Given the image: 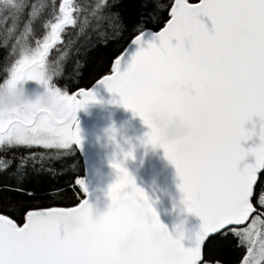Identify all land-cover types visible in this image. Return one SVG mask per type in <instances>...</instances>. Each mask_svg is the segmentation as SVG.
Instances as JSON below:
<instances>
[{"label": "snow or ice", "instance_id": "1", "mask_svg": "<svg viewBox=\"0 0 264 264\" xmlns=\"http://www.w3.org/2000/svg\"><path fill=\"white\" fill-rule=\"evenodd\" d=\"M49 8L52 18L45 21ZM66 25L80 37L75 70L100 67L91 86L74 92L61 83L67 48L50 58ZM0 47V90L15 94L35 85L30 99L0 106V172L8 177L0 181V264H129L115 242L137 206L144 213L137 222L167 233L120 161H113L118 175L107 211L93 215L76 191L87 192L85 180L76 175L65 181L67 205L43 206L44 176L74 169L75 162L65 169L54 162L81 145L76 113L96 99V84L119 93L142 117L149 127L143 143L164 149L181 178L184 205L202 218L189 244L168 235L172 256L161 260L151 251L140 264H229L204 251L210 234L241 250L235 264H264V0H62L58 7L0 0ZM97 49L112 57L108 63ZM158 105L190 119L193 134L183 142L161 141L149 117ZM253 116L261 121V142L245 148L242 141L254 131L245 123ZM71 214L80 215L83 226L66 232L63 218Z\"/></svg>", "mask_w": 264, "mask_h": 264}, {"label": "water", "instance_id": "2", "mask_svg": "<svg viewBox=\"0 0 264 264\" xmlns=\"http://www.w3.org/2000/svg\"><path fill=\"white\" fill-rule=\"evenodd\" d=\"M204 19L211 26V21L207 17ZM94 91L96 99L82 107L78 119L82 137L78 148L85 160L90 185V192L85 198L92 206L93 215H100L110 206L109 186L118 175L113 161H120L136 184L145 190L168 231L174 237H182L186 245L189 244V238L199 230L202 218L195 212H189L184 205V193L178 187L181 178L175 165L166 157L162 147L143 143L149 127L142 117L120 102L119 93L110 92L103 84H96ZM260 123L258 116L245 123L246 128L254 129L253 135L242 141L245 148L261 142ZM127 152H131V155L125 156ZM245 159L250 161L251 154ZM131 215L132 219L119 237L127 235L132 229L145 230V225L137 222L136 213L133 211ZM143 243L147 244L148 241L144 240Z\"/></svg>", "mask_w": 264, "mask_h": 264}, {"label": "trees", "instance_id": "3", "mask_svg": "<svg viewBox=\"0 0 264 264\" xmlns=\"http://www.w3.org/2000/svg\"><path fill=\"white\" fill-rule=\"evenodd\" d=\"M39 3H43L45 5H51L53 2L56 3L57 7L61 0H37ZM80 2V0H71V3L75 4ZM161 3H165L166 0H160ZM166 15V13H165ZM52 18L50 8L46 9V13L44 16V20H48ZM162 26V24L160 25ZM77 32V29L75 26L72 25H66L65 29L62 31L61 36L63 39L57 44L53 46V48L50 50V58H55L59 56L61 52L65 51V48H67V56L65 57L67 61V71L65 78L61 81V83H65L69 85L70 91H76L79 87H89L91 86V83L93 82L94 78L97 77V73L100 71L99 65L92 64L86 67L82 74L75 70V62L78 59V57L75 55V46L78 44L80 37H78L75 33ZM44 30L41 28L39 35H43ZM69 41L72 42V47H69ZM125 42L122 41L121 44L123 45ZM113 46H110L112 48ZM105 50L103 49H97L96 54L98 56L103 55L105 63H108L110 59L112 58L110 55H105ZM4 56L5 51L2 47H0V73H2L5 69V63H4ZM82 108L79 110V114L77 115V120L81 116ZM77 114V113H76ZM42 148H34L33 151H42ZM75 162L74 169L68 168L67 174L58 176L56 178H51L50 176L45 175L44 176V184L42 185L45 189L48 190V195L45 198V202L43 206H64L69 203L66 196L62 195V193L66 192L67 186L65 184V181L69 179L70 176L76 175L79 177H86V166H85V160L83 155L81 154L78 146H76L74 155L73 156H67L61 160L55 161V167L57 169H65L68 165L73 164ZM47 167V165H46ZM8 177L5 173L0 172V181L6 180ZM76 191L79 192V198L84 199L88 192H85L82 188L79 190V188H76ZM72 202H78L73 198ZM204 251L209 255L210 259L212 261H215L216 259H222L229 261V264H235V261L240 258L241 256V250L238 248H235L232 246L231 240H224L221 237H217L215 235L210 236L204 243Z\"/></svg>", "mask_w": 264, "mask_h": 264}, {"label": "clouds", "instance_id": "4", "mask_svg": "<svg viewBox=\"0 0 264 264\" xmlns=\"http://www.w3.org/2000/svg\"><path fill=\"white\" fill-rule=\"evenodd\" d=\"M34 94L26 87L18 89L15 94L0 90V106L22 103ZM44 102H48L47 97L44 98ZM149 117L161 141L183 142L193 134L192 121L182 113L173 114L166 107L158 105L151 109ZM133 211L137 216L144 217L140 206L134 208ZM63 224L66 232H75L83 226V219L78 214H71L63 218ZM144 225L145 230L143 232L132 229L127 235L118 237L115 242L118 251L129 261V264H140V261L151 251H154L161 260L170 258L175 251V246L168 240V235L172 234L168 229L165 233V231L151 224ZM144 240H147L148 243H143Z\"/></svg>", "mask_w": 264, "mask_h": 264}, {"label": "rangeland", "instance_id": "5", "mask_svg": "<svg viewBox=\"0 0 264 264\" xmlns=\"http://www.w3.org/2000/svg\"><path fill=\"white\" fill-rule=\"evenodd\" d=\"M61 1H62V0H61ZM70 2H71V0H70ZM26 88L29 89V90H31V91H34V90H35V85H34L33 82H29V83L26 85ZM79 110H80V109H78L76 116L79 114ZM82 178H84L85 183H86V186H87V192H89V191H90V185H89L88 179H87V177H82Z\"/></svg>", "mask_w": 264, "mask_h": 264}]
</instances>
